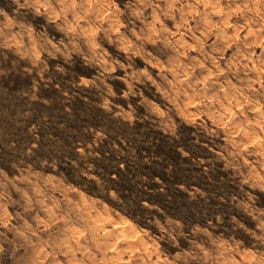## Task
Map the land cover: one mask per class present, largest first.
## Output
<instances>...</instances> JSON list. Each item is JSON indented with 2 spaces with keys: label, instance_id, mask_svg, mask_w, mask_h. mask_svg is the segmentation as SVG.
<instances>
[{
  "label": "rangeland",
  "instance_id": "374dc122",
  "mask_svg": "<svg viewBox=\"0 0 264 264\" xmlns=\"http://www.w3.org/2000/svg\"><path fill=\"white\" fill-rule=\"evenodd\" d=\"M0 264H264V0H0Z\"/></svg>",
  "mask_w": 264,
  "mask_h": 264
},
{
  "label": "trees",
  "instance_id": "16d2710c",
  "mask_svg": "<svg viewBox=\"0 0 264 264\" xmlns=\"http://www.w3.org/2000/svg\"><path fill=\"white\" fill-rule=\"evenodd\" d=\"M149 175L152 177V179H153V183H152V186L153 187H156V188H158V185H159V182L158 181H155L154 180V178H155V176H159V178L161 179V180H164V181H166V182H168L169 183V185H170V188H172V187H177V185L178 184H181V183H183V181H181L179 178H177L176 176L175 177H173V178H168V177H166L163 173H162V171H161V169H154L153 167H151V171L149 172ZM183 184H185L186 186H188V184L185 182V183H183ZM176 190L178 191L177 193H179V195H183V196H185V193L183 192V191H181L180 189H178V188H176ZM145 192H149V191H146L145 190ZM177 195V194H176ZM142 196H146V200H148V201H152V200H154V201H159L160 200V196H161V192H159V191H157V192H155V193H147V195L145 194V195H142ZM175 196V195H174ZM143 198V197H142Z\"/></svg>",
  "mask_w": 264,
  "mask_h": 264
}]
</instances>
